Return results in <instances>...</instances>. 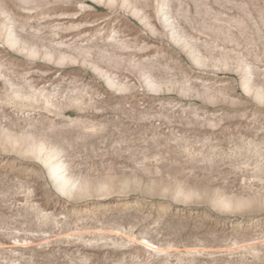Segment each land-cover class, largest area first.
Returning a JSON list of instances; mask_svg holds the SVG:
<instances>
[{
	"label": "rangeland",
	"instance_id": "rangeland-1",
	"mask_svg": "<svg viewBox=\"0 0 264 264\" xmlns=\"http://www.w3.org/2000/svg\"><path fill=\"white\" fill-rule=\"evenodd\" d=\"M0 264H264V0H0Z\"/></svg>",
	"mask_w": 264,
	"mask_h": 264
},
{
	"label": "bare ground",
	"instance_id": "bare-ground-1",
	"mask_svg": "<svg viewBox=\"0 0 264 264\" xmlns=\"http://www.w3.org/2000/svg\"><path fill=\"white\" fill-rule=\"evenodd\" d=\"M109 79H110L111 82H113V83L115 82L112 78L109 77ZM54 170H55V169H54ZM56 172H58V171H55V172L52 171V176L54 177L55 181L58 182L59 185H60V183H62V185H66L67 182H66L65 177H64V176H63V177H61V176L58 177L59 175H56V174H55ZM69 183H70V182H69ZM60 186H61V185H60Z\"/></svg>",
	"mask_w": 264,
	"mask_h": 264
}]
</instances>
